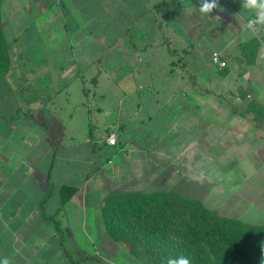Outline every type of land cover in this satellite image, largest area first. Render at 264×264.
Masks as SVG:
<instances>
[{
	"label": "crops",
	"instance_id": "obj_1",
	"mask_svg": "<svg viewBox=\"0 0 264 264\" xmlns=\"http://www.w3.org/2000/svg\"><path fill=\"white\" fill-rule=\"evenodd\" d=\"M219 4L1 0L0 264L138 262L107 233L115 194L174 192L241 219L244 175L264 177V32L244 28L240 0ZM220 189L236 200L218 204Z\"/></svg>",
	"mask_w": 264,
	"mask_h": 264
},
{
	"label": "trees",
	"instance_id": "obj_2",
	"mask_svg": "<svg viewBox=\"0 0 264 264\" xmlns=\"http://www.w3.org/2000/svg\"><path fill=\"white\" fill-rule=\"evenodd\" d=\"M10 49L0 25V84L11 67ZM257 108L264 109L253 104L251 110ZM103 216L110 239L150 264L181 256L190 264H264V224L223 216L174 192L109 196Z\"/></svg>",
	"mask_w": 264,
	"mask_h": 264
},
{
	"label": "rangeland",
	"instance_id": "obj_3",
	"mask_svg": "<svg viewBox=\"0 0 264 264\" xmlns=\"http://www.w3.org/2000/svg\"><path fill=\"white\" fill-rule=\"evenodd\" d=\"M7 89H9V88H7ZM67 90H68V94L62 93L61 101L64 102L65 101L64 97L67 96L66 97L67 100L65 102L69 103L70 105H73V107L77 108V110L79 109L77 106L78 102L81 101L84 103H88V101L86 99V95L83 92H82L83 94H80L79 89H67ZM90 97L93 98V95H90ZM80 98H83V99H80ZM212 167L214 169L216 168L214 165H212ZM235 175H236V173L228 174L227 179L229 177L230 178L234 177ZM244 176L247 178V180H244L242 182V184L241 183L236 184V186L241 184V189L237 195L241 196L239 198L242 200H246L249 204L243 209V211L240 215V218L243 222H245L247 224H252V225L264 224V182H257L256 181V179L259 176H262L263 181H264V177H263V175H256V174L252 175V174H248V173ZM230 178L228 180L226 179L227 180L226 182H224V183L222 182L221 186H223L225 184H230ZM226 191L227 190L220 189L219 195H216L218 197V201H216L218 204H220L226 200H229V199L230 200H229L228 204H231V202H234L236 200V199H234V197H230L231 195ZM213 192H215V190H213ZM211 202H213V201H211ZM211 202H210V205H208V206H211V208H213L214 211L217 210L218 212H220L218 209L219 205H211ZM239 205H240V207L236 206V209H235L238 212L241 211V209L243 207L242 206L243 202L241 203L239 201ZM214 206H216V207H214ZM230 206L231 205H229L227 207V210H229ZM138 259H139V261L134 263V264H150L146 260H143L140 258H138ZM117 260L121 262V258H118Z\"/></svg>",
	"mask_w": 264,
	"mask_h": 264
},
{
	"label": "clouds",
	"instance_id": "obj_4",
	"mask_svg": "<svg viewBox=\"0 0 264 264\" xmlns=\"http://www.w3.org/2000/svg\"><path fill=\"white\" fill-rule=\"evenodd\" d=\"M240 2L242 9L251 13L245 21L244 28L259 37L261 32H264V0H240ZM198 9L202 15H210L213 10L225 11L219 0H200ZM2 264H9V261L5 259ZM168 264H190V262L186 257L181 256L169 260Z\"/></svg>",
	"mask_w": 264,
	"mask_h": 264
},
{
	"label": "built area",
	"instance_id": "obj_5",
	"mask_svg": "<svg viewBox=\"0 0 264 264\" xmlns=\"http://www.w3.org/2000/svg\"><path fill=\"white\" fill-rule=\"evenodd\" d=\"M212 63L217 66L218 68L220 69H223L227 66V63L226 61H224L220 54L218 52H214L213 55H212ZM107 141L109 144H116V134L115 133H110L108 138H107Z\"/></svg>",
	"mask_w": 264,
	"mask_h": 264
}]
</instances>
